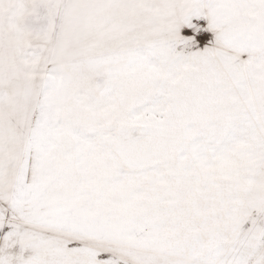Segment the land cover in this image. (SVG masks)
I'll use <instances>...</instances> for the list:
<instances>
[{
  "label": "snow or ice",
  "instance_id": "snow-or-ice-1",
  "mask_svg": "<svg viewBox=\"0 0 264 264\" xmlns=\"http://www.w3.org/2000/svg\"><path fill=\"white\" fill-rule=\"evenodd\" d=\"M0 264H264V0H0Z\"/></svg>",
  "mask_w": 264,
  "mask_h": 264
}]
</instances>
